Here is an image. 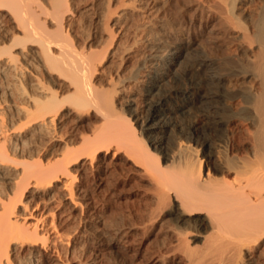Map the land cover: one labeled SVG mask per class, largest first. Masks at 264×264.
Wrapping results in <instances>:
<instances>
[{
  "label": "bare ground",
  "instance_id": "1",
  "mask_svg": "<svg viewBox=\"0 0 264 264\" xmlns=\"http://www.w3.org/2000/svg\"><path fill=\"white\" fill-rule=\"evenodd\" d=\"M204 1L0 0V264H264V2Z\"/></svg>",
  "mask_w": 264,
  "mask_h": 264
},
{
  "label": "rangeland",
  "instance_id": "2",
  "mask_svg": "<svg viewBox=\"0 0 264 264\" xmlns=\"http://www.w3.org/2000/svg\"><path fill=\"white\" fill-rule=\"evenodd\" d=\"M164 3L163 1L165 0H157L159 6H162V3ZM204 1V0H203ZM207 3L211 4V1L212 0H205ZM204 1V2H205ZM247 1V0H246ZM205 2V3H206ZM248 2V1H247ZM264 0H251V2H248L247 4H242V6L240 7H243L241 8L242 10H240L239 8V11H243V13L245 12H248V11H251V10H254L256 9L257 7H259V5H262L264 3ZM256 3V4H255ZM259 3V4H258ZM262 3V4H261ZM120 4H118V7H119ZM248 5V6H247ZM102 6V5H99V7ZM121 6V5H120ZM124 6H122L121 8H123ZM247 7V8H246ZM101 8V7H100ZM119 8V9H121ZM118 9V8H117ZM250 9V10H249ZM246 10V11H245ZM117 29V28H116ZM115 29V30H116ZM113 30L112 33H110L111 31H109L110 34H112V38L110 39L111 42H113V44L111 43V46L113 47L116 43H117V40H118V36H119V33H116V31ZM109 40V42H110ZM113 40V41H112ZM184 43L186 42V39H184ZM219 44H216L214 45L213 47H207L206 45L207 44V41H202V45H201V42H200V45L199 48H208L206 49L207 52H210L212 55H222L226 52V50L228 49V51H234L236 45L234 46V43L229 46L230 44L228 43H225L224 42V39H220L219 40ZM222 41L224 44H222ZM108 42V44H110ZM198 43V42H197ZM206 44V45H205ZM220 44H222L223 46H221ZM205 45V46H204ZM225 46H228V47H225ZM230 49V50H229ZM222 50V51H221ZM224 51V52H223ZM195 55L194 53H192V56ZM240 56V58H238L236 60V64L239 62H243V63H247L248 61V58H246V56ZM242 58V59H241ZM244 58V59H243ZM240 60V61H238ZM238 61V62H237ZM181 81V82H180ZM183 80L182 79H178V80H175L172 82V85L174 86H182L183 85ZM249 85V84H248ZM247 84H241V85H238V92L236 93L237 97L234 99V101H221V100H217L215 103V105H220V104H223L224 102L227 104H235L236 102L238 101H242L248 94V89H249V86ZM128 93H130L131 91V87L129 89H127ZM222 102V103H221ZM233 102V103H232ZM186 119L185 121H187V117H182L180 120L183 121L184 123H186L184 121V119ZM95 120V119H94ZM93 120V125L96 124L97 126L100 125V121L99 120H96V122H94ZM98 121V122H97ZM86 125L84 124L83 127L86 129L85 132H87L88 134H91V132L94 129L93 125ZM91 126V127H90ZM96 126V127H97ZM90 127V128H88ZM219 128L220 127H216V126H210V129L208 130H204L202 135L203 137L205 136L206 138L208 137L209 140L213 143L217 140V135L219 134ZM84 129V130H85ZM92 129V131L90 130ZM169 136V135H168ZM166 136L165 137V140H167L168 142L170 141V138L171 137H168ZM168 137V138H167ZM211 138V139H210ZM166 141V142H167ZM105 147L103 148V151H102V155L105 154ZM114 152V151H113ZM110 154V156H112V153ZM133 184V183H132ZM128 184L127 186H125L124 188H121L119 187L118 190L116 191V195L114 196V199L112 200V202L110 203V209L107 211V213H105L103 215V218H102V221L105 223V225H107L108 222H112L114 226V228H120L121 227V234L122 235H128L130 237H132V235L134 234V231H135V226L131 224V221L133 220V218L139 214V212H141L144 207H145V203L144 201L139 197V194L143 193V190L140 188V185L141 184ZM139 186V187H138ZM134 187V188H133ZM126 189V190H125ZM141 189V190H140ZM123 192V193H120V192ZM59 200V201H58ZM58 201V202H57ZM65 200H63L64 202ZM60 201L59 198H55V201H54V206L56 207H62V203ZM61 204V205H60ZM138 205V206H137ZM142 205V206H141ZM60 207V208H61ZM140 209V210H139ZM112 211V212H111ZM121 213V214H120ZM124 213V214H123ZM131 213V214H130ZM114 215V216H113ZM113 218V219H112ZM122 218V219H120ZM128 218V219H127ZM112 219V220H111ZM107 220V221H106ZM125 222H124V221ZM119 221V222H118ZM121 221V222H120ZM123 223V224H122ZM125 223V224H124ZM155 248V245H152V244H148V250H152ZM122 248L121 247H118V246H114L112 247L111 249L105 251L104 255L102 256L103 260H101V264H148V262L146 260H138V259H134L133 258H128V259H123L122 256ZM75 264V263H73Z\"/></svg>",
  "mask_w": 264,
  "mask_h": 264
}]
</instances>
